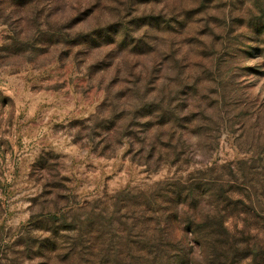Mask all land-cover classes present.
<instances>
[{
	"label": "rangeland",
	"instance_id": "374dc122",
	"mask_svg": "<svg viewBox=\"0 0 264 264\" xmlns=\"http://www.w3.org/2000/svg\"><path fill=\"white\" fill-rule=\"evenodd\" d=\"M263 218L264 0H0V264H264Z\"/></svg>",
	"mask_w": 264,
	"mask_h": 264
},
{
	"label": "trees",
	"instance_id": "16d2710c",
	"mask_svg": "<svg viewBox=\"0 0 264 264\" xmlns=\"http://www.w3.org/2000/svg\"><path fill=\"white\" fill-rule=\"evenodd\" d=\"M213 181L196 178L188 183L181 182V179H169L158 183L146 201L151 207V212L155 213L156 220L159 218L165 223L177 222L184 227L185 231L190 229L192 234H196V230L207 229L205 226L198 227L201 223L198 218V209L202 207V202L213 198L218 199L216 204L219 199L222 203L228 201L226 196L216 194V184ZM218 211L220 214L224 213V216L227 215V206H223ZM205 216L206 219L216 217L217 210L208 211ZM261 258L264 261V247H262Z\"/></svg>",
	"mask_w": 264,
	"mask_h": 264
}]
</instances>
